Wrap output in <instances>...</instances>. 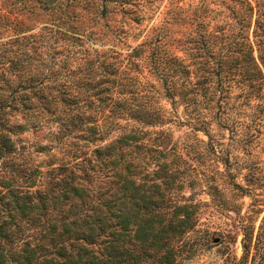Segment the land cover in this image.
<instances>
[{
	"label": "rangeland",
	"instance_id": "obj_1",
	"mask_svg": "<svg viewBox=\"0 0 264 264\" xmlns=\"http://www.w3.org/2000/svg\"><path fill=\"white\" fill-rule=\"evenodd\" d=\"M244 10L243 0H0V178L30 171L43 184L78 156L96 182L95 149L139 128L121 148L136 179L159 183L168 211L194 207L181 239L192 252L175 263L264 264V38L251 75ZM46 225L25 219L21 240L50 247Z\"/></svg>",
	"mask_w": 264,
	"mask_h": 264
},
{
	"label": "trees",
	"instance_id": "obj_2",
	"mask_svg": "<svg viewBox=\"0 0 264 264\" xmlns=\"http://www.w3.org/2000/svg\"><path fill=\"white\" fill-rule=\"evenodd\" d=\"M243 1L252 34L243 56L252 68L249 73L255 75L261 72L264 7L259 1L255 5ZM165 75L161 68L158 77L162 84ZM138 114L130 111V116ZM152 120L150 117L147 124ZM93 128L89 127L92 133ZM138 131L130 128L95 149L103 172L96 182L90 181L92 159L78 156L54 166L52 181L43 184L30 171L0 178V264H139L150 257L156 264H176L177 255L191 253L181 239L195 225L193 205L183 202L166 210L159 183L136 179L132 160L126 158L130 152L121 149L137 139ZM6 140L1 136L0 152L8 149ZM156 146L151 150L160 151ZM25 219L48 222L40 233L41 238L47 235L50 247L21 240L20 223Z\"/></svg>",
	"mask_w": 264,
	"mask_h": 264
}]
</instances>
